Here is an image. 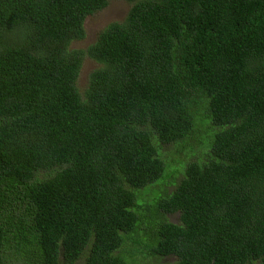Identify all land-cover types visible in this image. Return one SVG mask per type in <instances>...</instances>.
<instances>
[{
  "label": "trees",
  "instance_id": "16d2710c",
  "mask_svg": "<svg viewBox=\"0 0 264 264\" xmlns=\"http://www.w3.org/2000/svg\"><path fill=\"white\" fill-rule=\"evenodd\" d=\"M109 1L0 0V258L13 238L40 264H136L118 251L144 219L138 256L264 264V0H124L121 23L70 49ZM84 56L100 67L81 95ZM202 102L207 160L177 165L140 217L134 192Z\"/></svg>",
  "mask_w": 264,
  "mask_h": 264
},
{
  "label": "rangeland",
  "instance_id": "374dc122",
  "mask_svg": "<svg viewBox=\"0 0 264 264\" xmlns=\"http://www.w3.org/2000/svg\"><path fill=\"white\" fill-rule=\"evenodd\" d=\"M131 4L124 0H111L108 2L107 6L86 17L84 21V32L85 36L81 40L74 41L70 44V49L86 51L89 46H91L97 38L98 33L112 23H121L126 17ZM100 65L89 58L84 56L81 64V68L77 78V89L81 95L85 91L88 78L90 74L98 69ZM206 103L202 102L199 106L195 107L192 111L193 114V126L191 131L190 139L191 141L182 148L179 152H161L158 150V157L164 163V172L162 177L152 185L146 186L144 189L136 190L135 194V204L139 206L140 211L138 215L143 217L146 214L147 209H155V204L158 200L165 196L164 191L168 194L174 190V186L163 188V184L170 182V180H165L168 174L174 172L175 167L178 165L182 172V178L184 176V170L186 165L191 162H196L198 164L204 163L209 154L211 144L214 135L218 132V128L210 124L209 120L204 118V112L206 108ZM188 140V139H187ZM156 144V141H154ZM160 146V145H159ZM169 148L164 146L163 150L166 151ZM166 154V158L163 155ZM173 182H175L173 180ZM160 183V184H159ZM178 183V182H175ZM159 184L158 186H155ZM179 214L165 215L164 219L166 221L177 223ZM138 224L135 233L133 234H122L123 244L119 248L118 254H122L128 262L135 261L136 264H171L174 262L175 258L172 256L163 259L157 256H151L147 254L137 255L134 250H132V243L135 241L146 242L147 237L145 230L143 229V221ZM26 228V226H21ZM146 227V225H145ZM156 243V241H155ZM143 248L141 245L138 246ZM28 248L34 249V244L30 243ZM2 264H40L39 252H31L28 254V250L25 246H20L16 248L15 240L13 238L9 239V243L5 246L3 253L0 258ZM83 258L76 261L75 264H81ZM62 264V263H61Z\"/></svg>",
  "mask_w": 264,
  "mask_h": 264
},
{
  "label": "flooded vegetation",
  "instance_id": "af4514ba",
  "mask_svg": "<svg viewBox=\"0 0 264 264\" xmlns=\"http://www.w3.org/2000/svg\"><path fill=\"white\" fill-rule=\"evenodd\" d=\"M163 259H167V257H163Z\"/></svg>",
  "mask_w": 264,
  "mask_h": 264
}]
</instances>
